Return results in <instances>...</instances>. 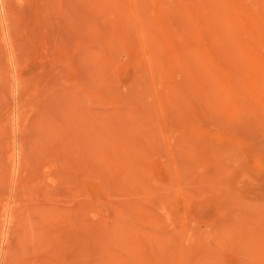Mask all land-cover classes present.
<instances>
[{
	"label": "rangeland",
	"instance_id": "obj_1",
	"mask_svg": "<svg viewBox=\"0 0 264 264\" xmlns=\"http://www.w3.org/2000/svg\"><path fill=\"white\" fill-rule=\"evenodd\" d=\"M0 264H264V0H0Z\"/></svg>",
	"mask_w": 264,
	"mask_h": 264
}]
</instances>
